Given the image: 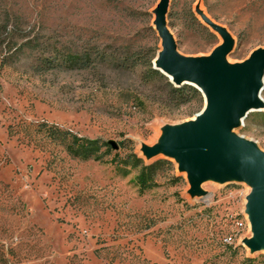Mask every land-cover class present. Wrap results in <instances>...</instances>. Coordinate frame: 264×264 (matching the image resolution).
<instances>
[{"label": "rangeland", "instance_id": "374dc122", "mask_svg": "<svg viewBox=\"0 0 264 264\" xmlns=\"http://www.w3.org/2000/svg\"><path fill=\"white\" fill-rule=\"evenodd\" d=\"M159 1L0 0V264H264V250L245 244L250 186L208 180L191 194L174 159L143 153L204 106L201 93L168 104L162 83L146 80L141 61L153 68L161 50ZM204 18L231 37L228 65L264 49V0H168L165 21L182 56L208 57L223 43ZM32 38L60 53L86 40L137 63L41 72L37 52L19 47ZM262 113H248L231 134L264 153ZM47 127L124 144L82 160ZM130 152L145 164L164 161L154 187L141 191L139 169L116 165Z\"/></svg>", "mask_w": 264, "mask_h": 264}, {"label": "water", "instance_id": "95a60500", "mask_svg": "<svg viewBox=\"0 0 264 264\" xmlns=\"http://www.w3.org/2000/svg\"><path fill=\"white\" fill-rule=\"evenodd\" d=\"M168 0H160L154 10V27L161 50L153 68L174 86L190 85L204 98V106L194 119L166 128L161 144L144 147L147 158L159 154L174 159L187 176L190 193H198L204 181L219 184L245 183L252 188L246 213L252 238L245 242L251 251L264 250V153L252 142L231 134L248 113L261 111L264 78V49L251 53L241 64L228 65L226 55L233 41L227 31L204 18V23L223 39L208 57L188 58L178 53L165 21ZM113 150L118 146L108 141Z\"/></svg>", "mask_w": 264, "mask_h": 264}, {"label": "trees", "instance_id": "16d2710c", "mask_svg": "<svg viewBox=\"0 0 264 264\" xmlns=\"http://www.w3.org/2000/svg\"><path fill=\"white\" fill-rule=\"evenodd\" d=\"M192 22H197L198 26L204 31H208V28L199 23L190 11ZM7 25V24H6ZM211 37L214 35L209 33ZM44 46L47 45L44 41H39L38 38L27 39L24 43H21L19 47L26 48L29 51L37 52L36 57V70L46 72L49 70H87L96 68L101 65H112L116 68H130L134 67L136 61H130L131 57L126 54L108 53L105 48L100 47L97 44L92 45L84 40L79 41V47L76 45H70L64 49L63 52L57 51L54 47L53 50H44ZM19 48V49H20ZM141 64L146 68L148 81H159L164 88L163 99L168 104L175 106L185 105L192 100H201L200 92L190 85L174 86L167 78L158 70L152 68L151 63L148 61H141ZM264 119V113L257 115ZM47 134L53 140H59L65 144L67 153L73 157L82 160H94L100 161L104 152H110L113 150L108 142L101 141L100 139H89L84 137H78L68 131H59L53 127H47ZM127 143L129 141H126ZM124 143H121L122 147ZM105 149L104 152H101ZM164 163L163 160L154 161L145 164L143 160L135 153L130 152L125 157L120 159L116 165L120 166V169L126 172V168L139 169L136 176V183L141 191L150 189L155 186V175L159 170V167Z\"/></svg>", "mask_w": 264, "mask_h": 264}]
</instances>
